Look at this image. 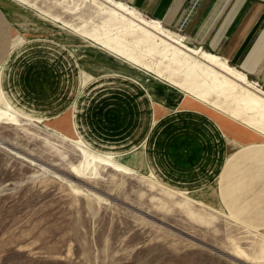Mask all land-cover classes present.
I'll return each mask as SVG.
<instances>
[{"label":"rangeland","instance_id":"374dc122","mask_svg":"<svg viewBox=\"0 0 264 264\" xmlns=\"http://www.w3.org/2000/svg\"><path fill=\"white\" fill-rule=\"evenodd\" d=\"M9 5L15 12L8 11ZM104 6L103 0H0V264H264V228L248 222L242 209L249 206H239L241 214L237 206H213L44 127L57 125L78 139L82 136L72 115L44 118L62 109L82 112L85 91L96 82L103 83L98 96L112 101L115 92L130 85L131 79L122 75L135 68L101 50L95 40L106 39L107 30L116 34L123 29L103 14ZM136 39L128 36L129 41ZM15 49L17 57L9 61L15 80L3 82L2 65ZM196 59L211 74L247 87L224 68L223 60L210 64L203 53ZM135 67L138 74L126 76L152 85L156 74ZM26 70L31 72L22 84L19 79ZM44 70L43 79L49 83L42 84ZM203 78L210 84L213 80ZM165 79L189 93L195 106L222 117L228 129L231 122L253 133L264 131L259 118L264 112L256 109L252 115L243 110L245 93L223 88L204 96L199 83L188 82L194 91L182 86V76ZM24 85L41 97L35 98L33 91L23 98ZM250 90L256 92L255 87ZM1 105L35 120L1 110ZM234 133L243 135L239 127ZM253 138L258 139L256 134ZM254 147L257 154L248 151L242 156L251 155L248 163L264 169V138L261 145L246 144L243 150ZM225 211L238 214L230 217Z\"/></svg>","mask_w":264,"mask_h":264},{"label":"crops","instance_id":"0c3cea01","mask_svg":"<svg viewBox=\"0 0 264 264\" xmlns=\"http://www.w3.org/2000/svg\"><path fill=\"white\" fill-rule=\"evenodd\" d=\"M119 1L160 21L264 88V0ZM9 7L8 11L15 12ZM15 51H9L2 65L3 82L15 80L9 65L11 58L17 57ZM83 67L92 72L91 67ZM47 71L54 74L49 68ZM30 72H23L19 82L27 83ZM43 73L40 82L49 83L43 79L45 70ZM123 77L131 79L130 85L115 92L113 101L98 96L97 88L103 83L96 82L85 91L82 112L62 109L43 118L68 113L92 150L111 154L139 171L152 169L164 186L189 192L213 206H237L238 212L239 206H249L242 209L248 222L264 228V169L248 163L251 155L242 156L248 151L259 152V146L243 150L246 144L261 145L263 141L231 122L228 125L232 128H226L224 120L210 110L195 106L157 80L151 81L154 90L150 94L143 83ZM24 86L23 98L34 91ZM34 92L35 98L41 97L37 90ZM237 126L245 130L242 136L234 133ZM242 159L244 163H240Z\"/></svg>","mask_w":264,"mask_h":264},{"label":"bare ground","instance_id":"6f19581e","mask_svg":"<svg viewBox=\"0 0 264 264\" xmlns=\"http://www.w3.org/2000/svg\"><path fill=\"white\" fill-rule=\"evenodd\" d=\"M103 1L105 3V6L101 8L103 14L108 15L117 24H121L120 28L123 29L121 30L120 28H118L120 30L116 34H112V31L107 30L105 34L108 35V37L106 36V39L96 38L95 40L99 41V43L102 44L103 48L101 50L112 55L116 59L122 60L124 63L130 66L132 65L133 66L132 68H135L134 71L125 72V75L123 74L122 76H126L131 73L132 75L138 74L139 67H137L138 68L137 69L135 66L136 65L141 66L156 74L151 76L153 81L157 80L158 82L160 81L161 83L163 82L162 84L168 86L172 90L177 91L182 96L184 97L186 96L188 99H191L190 96H187L189 93L187 94L185 91L180 92L171 84L166 83L165 78L171 80L172 78L179 76L184 77L185 83L182 84V86L187 90L194 89L195 91L196 89L195 86L188 87L187 86L188 82L191 81L194 83H199L200 86L199 92L201 95L204 96H206L208 92H214L219 94L220 89L231 88L234 91H240L242 93H245L246 96L248 97L247 100H244V105H245V107L243 108L244 111L252 115H255L254 111L256 109H260L262 112H264V88H260L259 85H258L259 88L256 87V83L250 80L245 73H243L234 66H230L226 63H221L222 65H224L225 69L231 70L234 73V77L243 84H245V86L247 87L240 86L239 84L235 83L234 81L226 78L221 74L218 75L211 74L208 70L202 68V66L197 63L196 56H198L199 53H203L206 56V62L217 65L216 61L218 60V58H216L214 55L205 52L203 49L199 47L189 45L185 39L186 37L167 28L158 20L152 18H145L140 12L135 10L133 7L119 0H103ZM111 35L114 37H110ZM131 35L137 36V39L134 40L133 42L128 40V36ZM114 53H117L118 55ZM114 71L116 73L118 72L116 70ZM166 73H169L170 76H166ZM93 75L94 74H92V76ZM203 77H207V78L212 77L213 80L211 84L208 83L207 80H205ZM147 79L149 78L147 77ZM85 83L86 81H84V84ZM153 85L156 84L153 83ZM251 86L253 88L254 87L256 88L257 93L250 90ZM146 87L148 88L149 93L151 94V91L154 90L153 86L146 85ZM1 110L11 111L16 115L23 117L24 119H28L30 121L35 120L34 116L23 115L15 107L1 105ZM216 116L222 118L219 115ZM259 118L264 122L263 114L260 115ZM225 124L227 123L225 122L224 126H226ZM55 126L57 125H54L52 127L50 125L45 124L44 127L47 130L51 131L52 133L58 134L62 138L72 143L88 148L87 144L85 143L82 137H79L78 139H74L72 136L59 131ZM244 131L245 130L242 129L241 135L243 134ZM255 134L258 139H261L263 141L264 131L255 130L254 133L251 132L250 135L254 137ZM120 162L123 166L132 167L136 169L135 167L131 166L126 162H123L122 160ZM151 171L147 170L146 172H141L137 170V172L144 175L146 178H149L152 181H157L156 176ZM180 193L189 194L188 192H184V191L183 192L180 191ZM198 202L204 203L202 201H198ZM222 211H223L222 209L218 210V212H222ZM225 213L230 217L232 216L235 217L234 213L230 211L229 212L225 211Z\"/></svg>","mask_w":264,"mask_h":264},{"label":"water","instance_id":"95a60500","mask_svg":"<svg viewBox=\"0 0 264 264\" xmlns=\"http://www.w3.org/2000/svg\"><path fill=\"white\" fill-rule=\"evenodd\" d=\"M67 175V174H66ZM69 178H71V179H73L74 180V177H72V176H69V175H67ZM230 258H232V259H234V260H237V259H235L233 256H230V255H228ZM238 261V260H237ZM238 262H240V263H242V264H245L244 262H241V261H238Z\"/></svg>","mask_w":264,"mask_h":264},{"label":"built area","instance_id":"2783aa9c","mask_svg":"<svg viewBox=\"0 0 264 264\" xmlns=\"http://www.w3.org/2000/svg\"><path fill=\"white\" fill-rule=\"evenodd\" d=\"M255 82V81H254ZM257 85H259V86H262L261 84H260V82H258V81H256L255 82Z\"/></svg>","mask_w":264,"mask_h":264}]
</instances>
